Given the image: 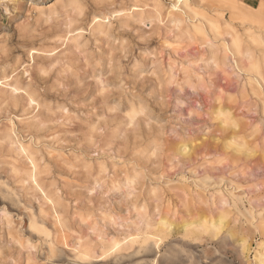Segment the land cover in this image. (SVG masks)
<instances>
[{
	"label": "rangeland",
	"instance_id": "374dc122",
	"mask_svg": "<svg viewBox=\"0 0 264 264\" xmlns=\"http://www.w3.org/2000/svg\"><path fill=\"white\" fill-rule=\"evenodd\" d=\"M104 263L264 264V0H0V264Z\"/></svg>",
	"mask_w": 264,
	"mask_h": 264
},
{
	"label": "bare ground",
	"instance_id": "6f19581e",
	"mask_svg": "<svg viewBox=\"0 0 264 264\" xmlns=\"http://www.w3.org/2000/svg\"><path fill=\"white\" fill-rule=\"evenodd\" d=\"M239 1V0H238ZM253 30V29H252ZM62 154V153H61ZM132 180V179H131ZM226 205V204H225ZM56 219V218H55ZM128 229V228H127ZM207 229V228H206ZM175 231V230H174ZM173 231V232H174ZM132 235V234H131ZM173 236V235H172ZM134 237V236H133ZM151 237V236H150ZM153 237V236H152ZM135 238V237H134ZM137 238V237H136ZM172 238V237H171ZM129 241V240H128ZM158 242V241H157ZM134 246V245H133ZM156 245L154 242H145V244H141L140 246H138V250H141L143 248H147L149 250L150 253L154 252L155 251V248H156ZM135 247V246H134ZM51 250V248L49 249ZM109 250V249H108ZM53 251V249H52ZM118 249L116 248V245L115 247H113L112 249H110L108 252H107V260L110 262V263H116L117 261H121L120 259L126 257V255L124 254H121V253H117ZM82 252V251H80ZM120 252V251H119ZM55 253V252H54ZM82 255V254H81ZM82 258V261L84 262H89L90 261V254L89 253H85L83 254V257ZM105 264V263H104Z\"/></svg>",
	"mask_w": 264,
	"mask_h": 264
}]
</instances>
